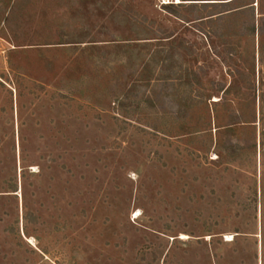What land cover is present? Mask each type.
<instances>
[{"label":"rangeland","instance_id":"obj_1","mask_svg":"<svg viewBox=\"0 0 264 264\" xmlns=\"http://www.w3.org/2000/svg\"><path fill=\"white\" fill-rule=\"evenodd\" d=\"M222 3L0 0V264H264V1Z\"/></svg>","mask_w":264,"mask_h":264},{"label":"trees","instance_id":"obj_2","mask_svg":"<svg viewBox=\"0 0 264 264\" xmlns=\"http://www.w3.org/2000/svg\"><path fill=\"white\" fill-rule=\"evenodd\" d=\"M184 1H223V3H222V5H226V4H230V3H233V2H235V1H237V0H184ZM263 1L264 0H259V5L261 4L262 5V3H263ZM195 5H197V4H195ZM205 5H207V4H205ZM210 5V4H209ZM166 7V6H165ZM168 7V6H167ZM252 9H253V7H252ZM260 14L262 15V16H264V12L263 11H260ZM261 28V32L259 31V33H262V31H264V24L262 25V27H260ZM255 31V30H254Z\"/></svg>","mask_w":264,"mask_h":264},{"label":"built area","instance_id":"obj_3","mask_svg":"<svg viewBox=\"0 0 264 264\" xmlns=\"http://www.w3.org/2000/svg\"><path fill=\"white\" fill-rule=\"evenodd\" d=\"M157 1H158V5L160 7H165V6H169V5L180 4V3H182L183 0H157Z\"/></svg>","mask_w":264,"mask_h":264},{"label":"bare ground","instance_id":"obj_4","mask_svg":"<svg viewBox=\"0 0 264 264\" xmlns=\"http://www.w3.org/2000/svg\"><path fill=\"white\" fill-rule=\"evenodd\" d=\"M230 241V240H229Z\"/></svg>","mask_w":264,"mask_h":264}]
</instances>
